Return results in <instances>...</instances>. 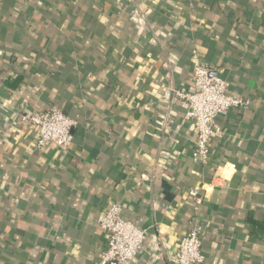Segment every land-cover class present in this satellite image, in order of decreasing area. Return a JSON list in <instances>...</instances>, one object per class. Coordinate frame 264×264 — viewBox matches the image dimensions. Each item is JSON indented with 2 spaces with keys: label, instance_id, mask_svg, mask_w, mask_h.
Listing matches in <instances>:
<instances>
[{
  "label": "crops",
  "instance_id": "crops-1",
  "mask_svg": "<svg viewBox=\"0 0 264 264\" xmlns=\"http://www.w3.org/2000/svg\"><path fill=\"white\" fill-rule=\"evenodd\" d=\"M201 62L250 101L217 116L206 163L161 91ZM52 105L70 147L21 118ZM114 203L148 229L131 264H171L195 221L201 264H264V0H0V264H104Z\"/></svg>",
  "mask_w": 264,
  "mask_h": 264
},
{
  "label": "built area",
  "instance_id": "built-area-1",
  "mask_svg": "<svg viewBox=\"0 0 264 264\" xmlns=\"http://www.w3.org/2000/svg\"><path fill=\"white\" fill-rule=\"evenodd\" d=\"M194 88L168 85L161 89L163 95L178 98L187 104L186 116L191 119L197 130L195 153L197 160L206 163L211 149L210 141L222 134L216 123L220 114H229L238 108H247L250 101L230 93L228 83L219 74H214L206 63H198L193 68ZM22 120L31 124L36 131V147L55 144L61 148L70 147L75 141L74 128L77 121L56 105L48 110L23 113ZM190 196L201 201V191L191 189ZM19 201V199H17ZM98 225L105 234V245L101 252L104 264H131L146 248L148 229L141 228L123 215V205L114 203L98 219ZM204 228L201 222L193 226L181 238L178 250L171 264H201L205 261L202 252Z\"/></svg>",
  "mask_w": 264,
  "mask_h": 264
}]
</instances>
